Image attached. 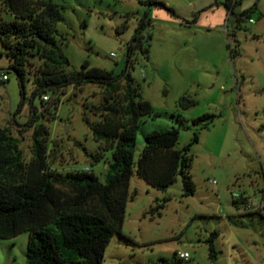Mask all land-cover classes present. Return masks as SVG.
Returning <instances> with one entry per match:
<instances>
[{
    "label": "rangeland",
    "instance_id": "rangeland-1",
    "mask_svg": "<svg viewBox=\"0 0 264 264\" xmlns=\"http://www.w3.org/2000/svg\"><path fill=\"white\" fill-rule=\"evenodd\" d=\"M47 1L59 4L64 15L59 30L70 71L89 61L120 74L141 21L151 22L144 29L152 35L149 58L138 52L132 75L142 96L162 115L143 119L136 161L149 132L180 129L177 148L199 134L191 146L196 193L185 194L181 176L160 190L134 174L130 193L136 194L127 204L124 235L112 238L103 264H264V216L255 212L264 202V0ZM244 11L248 14L238 23ZM2 17L12 18L0 0ZM123 24L128 27L120 30ZM231 49L238 53L232 55ZM10 63L0 41V77H9L0 83V127L20 139L26 161L33 157L29 123L35 111L36 124L50 130V168L89 169L105 183L112 151L93 161L87 151L97 153L99 142L84 119L87 114L98 120L87 104L101 102L100 86L69 85L56 108L53 91L46 93L48 102L33 96V79L23 86ZM182 96L197 103L184 109ZM205 113L214 115L209 124L195 125L193 119ZM162 203L161 214L152 212ZM214 231L219 232L216 258L210 256L208 242ZM28 243V232L0 240V264H26ZM182 251L190 254L189 260L179 259Z\"/></svg>",
    "mask_w": 264,
    "mask_h": 264
},
{
    "label": "trees",
    "instance_id": "trees-1",
    "mask_svg": "<svg viewBox=\"0 0 264 264\" xmlns=\"http://www.w3.org/2000/svg\"><path fill=\"white\" fill-rule=\"evenodd\" d=\"M1 1L3 9L12 16L0 20V41L11 60L9 69L17 73L23 86L26 79H33V96L39 95L43 102H48L50 98L45 101L44 96L53 91L57 96L53 104L57 108L58 96L67 86L81 88L86 83L100 86L101 102L87 104L98 120L84 116L100 150L87 154L98 162L104 151L111 150L112 160L105 183L89 169L53 170L49 164L50 130L43 123L36 124L35 111L29 123L34 128L33 157L29 162L20 139L8 127H0V240L28 232L26 264H103L112 238L124 235L127 204L136 194L130 193L134 174L160 190H166L181 176L185 194L196 193L190 173L194 159L191 146L199 141V134L195 132L189 144L177 148L180 129L149 132L139 159L135 160L143 119L162 115L142 96L132 75L136 54L140 52L149 58L152 35L145 34L144 29L150 21L143 19L129 42L126 65L120 74L91 66L89 61L80 70L70 71V60L62 47L65 38L59 30V23L64 20L60 5L47 0ZM152 3L166 6L164 2ZM247 14L248 11L241 13L236 18L238 23ZM127 27L123 24L119 29ZM235 53L238 50L231 49V54ZM196 103L190 96L180 99L184 109ZM213 117L205 113L193 119V123L205 122L207 126ZM178 118L183 121L181 114ZM164 207L165 203L159 204L152 212L161 214ZM255 212L264 216V203ZM218 235L214 231L208 240L212 258L217 257Z\"/></svg>",
    "mask_w": 264,
    "mask_h": 264
},
{
    "label": "built area",
    "instance_id": "built-area-1",
    "mask_svg": "<svg viewBox=\"0 0 264 264\" xmlns=\"http://www.w3.org/2000/svg\"><path fill=\"white\" fill-rule=\"evenodd\" d=\"M9 79L8 75L6 74H3L1 77H0V83L1 82H5ZM44 100L45 101H48L49 100V97L48 96H44ZM264 203V202H263ZM177 256L179 257V259H182V260H189L190 259V254L188 252H178L177 253Z\"/></svg>",
    "mask_w": 264,
    "mask_h": 264
},
{
    "label": "crops",
    "instance_id": "crops-1",
    "mask_svg": "<svg viewBox=\"0 0 264 264\" xmlns=\"http://www.w3.org/2000/svg\"><path fill=\"white\" fill-rule=\"evenodd\" d=\"M188 28H190V29H191L192 27L189 25V26H188Z\"/></svg>",
    "mask_w": 264,
    "mask_h": 264
}]
</instances>
